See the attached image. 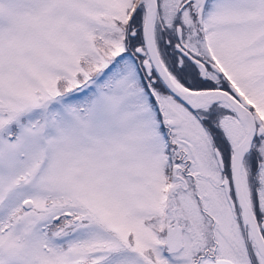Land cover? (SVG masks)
<instances>
[{"label": "snow or ice", "instance_id": "1", "mask_svg": "<svg viewBox=\"0 0 264 264\" xmlns=\"http://www.w3.org/2000/svg\"><path fill=\"white\" fill-rule=\"evenodd\" d=\"M0 264H264V0H0Z\"/></svg>", "mask_w": 264, "mask_h": 264}]
</instances>
